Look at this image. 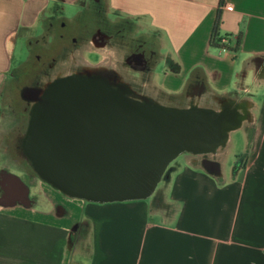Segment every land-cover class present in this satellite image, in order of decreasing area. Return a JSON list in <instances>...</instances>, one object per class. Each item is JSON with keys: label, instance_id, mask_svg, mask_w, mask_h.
<instances>
[{"label": "crops", "instance_id": "obj_1", "mask_svg": "<svg viewBox=\"0 0 264 264\" xmlns=\"http://www.w3.org/2000/svg\"><path fill=\"white\" fill-rule=\"evenodd\" d=\"M219 11L225 51L211 44ZM99 31L112 58L143 55L146 69L129 71L140 96L179 109L237 107L246 147L229 175L231 134L217 155L188 154L168 167L151 200L55 197L42 213L30 197L29 208L0 207V264H264V0H0V92L20 41L29 49L22 67L36 54L48 63L74 36L106 58L92 39ZM87 227L88 256L80 244Z\"/></svg>", "mask_w": 264, "mask_h": 264}, {"label": "water", "instance_id": "obj_2", "mask_svg": "<svg viewBox=\"0 0 264 264\" xmlns=\"http://www.w3.org/2000/svg\"><path fill=\"white\" fill-rule=\"evenodd\" d=\"M32 94L23 157L42 182L95 204L148 200L174 160L217 155L245 118L237 107L163 106L140 96L114 70L56 79ZM0 175L10 183L0 207H31L24 181L7 171Z\"/></svg>", "mask_w": 264, "mask_h": 264}, {"label": "rangeland", "instance_id": "obj_3", "mask_svg": "<svg viewBox=\"0 0 264 264\" xmlns=\"http://www.w3.org/2000/svg\"><path fill=\"white\" fill-rule=\"evenodd\" d=\"M65 18L68 21L72 20L73 12L69 10ZM68 21L64 20L63 24H67ZM63 24H61L59 27V33H61L62 31L64 32V30L66 29L62 27ZM37 33H39L38 35H40V31ZM69 33L75 34L73 31ZM58 36L59 34H56V36L54 37ZM48 39L50 45H57V43L53 42V38L51 39V37L49 36ZM73 41H78L77 36H74L69 39V42L72 45H70V48L66 53L62 51L63 53L55 56V58H57L55 63V69L52 70L49 75H43V72L47 67V62L44 64L42 63V59H39V61L35 60L37 59L38 54L35 55V59L32 64H27L22 67V63L26 60V55L29 52V49L27 47L26 42H24L23 40L20 41L12 64L13 72L11 74V78H9L10 80L6 82L5 86L0 92V169L8 171L9 173L20 177L24 181V183L30 188L31 199L35 202H38V207L36 208V211L42 213H45L50 210L51 201L52 199L55 200V197L57 198V201L59 203H63V201H65L85 204L86 201L68 198L57 190L53 189L48 184L42 182L23 157L22 152L20 150V144L21 139L27 129L31 106L27 103L26 100L23 99L21 90L25 86V84H27L28 86H34L37 83L42 84L43 82H50V78L52 79L56 76L57 73H61V71L65 70V66L67 64L70 63L67 66H72L75 61H78L80 65H83L85 62L88 63L89 61L88 67L86 68V66H84V69L86 71H90L92 67H95L94 65H92V63H90V61H95V59L89 56L88 53H82L81 50L78 49L77 46L81 44V42L73 44ZM35 46L36 44H34L33 54H35V51H37L38 49V47ZM91 47V44L88 43V45L86 46L87 51H90ZM54 49L56 50V48ZM92 49L94 50L95 48ZM100 50L107 54V57L105 54L107 60L105 59V63H102V57L98 56L97 60L100 62L99 64L104 65L105 68L106 66L110 67V65L115 64L116 73L120 76V80L122 82L130 84V70L128 67L123 66L124 57H120L117 55L116 58H112L113 54L111 49ZM49 52H51L50 48ZM72 57L74 58V60H72ZM14 70L19 71L15 73ZM67 70H71V67H69ZM16 75L19 76V80H17ZM184 106L185 105H176L174 103L166 104V107L171 108H184ZM212 109L217 111L219 107L214 105L212 106ZM231 138L232 149L231 151L228 150V152L224 154L223 157V159L226 161L224 170L228 175L232 172L233 162L236 160V156L242 155L246 147V140L243 132L235 131L231 133ZM186 156H188V154H183L179 156L170 164V166L185 161ZM162 185L163 183L161 182L157 190ZM148 200H151V198ZM3 211L4 210L0 208V212ZM84 232L86 234L81 239L82 241H80V244L84 247L85 255L88 256L90 254L89 228L87 227Z\"/></svg>", "mask_w": 264, "mask_h": 264}, {"label": "flooded vegetation", "instance_id": "obj_4", "mask_svg": "<svg viewBox=\"0 0 264 264\" xmlns=\"http://www.w3.org/2000/svg\"><path fill=\"white\" fill-rule=\"evenodd\" d=\"M93 42L95 43L96 46L101 47L100 49H106L107 48V37L106 35H104V33L102 32H96V34H94L92 36ZM77 41H74L73 44H77ZM88 45V43H81L79 44L77 47L78 49L81 50L82 53H88L89 56H91L93 59H95V61H90V63H92V65H94L95 67H92L90 71H86L84 69V66H86V68L88 67V63H84L83 65H80L78 63V61L72 65V66H67L69 64H67L65 66V70L61 71V73H57L55 77H53L52 79L50 78V82H43L42 84L37 83L34 86H28L27 84H25V86L22 88L21 93H22V97H25L26 99L31 101H27L28 104H30L31 106V110L34 107V102L32 101L33 98V94H32V89H36V88H44L46 87L49 83L55 81L56 79H61V78H65V77H70V76H75V77H93L95 75H99V74H103L106 75L109 72H111L113 69V66L110 65L106 66V68L104 67V65H100L99 61L97 60L98 56H101L100 54L97 53V51L94 49H91L90 51L86 49V46ZM68 51V49L64 50V53H66ZM102 57V56H101ZM73 58V57H72ZM102 63H105V61L107 60V58H102ZM106 59V60H105ZM57 58L53 57L51 58V60L47 63V67L45 68L43 75H46L55 69V63H56ZM74 60V58L72 59ZM73 62V61H72ZM83 63V62H82ZM123 66L128 67L129 70H133V71H143L146 69V62L144 60L143 55L138 51L135 52L133 54H130L127 58L123 59ZM69 67H71V70H67ZM91 67V66H90ZM101 70V71H100ZM26 90H28L29 92H27ZM192 107H196V106H192ZM230 108V107H229ZM224 109H228L224 108ZM223 109V110H224ZM2 171H6L1 169L0 172ZM10 183L7 180L5 175H0V199L2 198V194L3 192L9 188Z\"/></svg>", "mask_w": 264, "mask_h": 264}, {"label": "trees", "instance_id": "obj_5", "mask_svg": "<svg viewBox=\"0 0 264 264\" xmlns=\"http://www.w3.org/2000/svg\"><path fill=\"white\" fill-rule=\"evenodd\" d=\"M224 0H221V2H223ZM221 17H222V13L221 11L218 12L217 15V20L214 26V30H213V34H212V40H211V44L213 47H217L220 50H223L224 48H222L221 46H219L218 42L219 40V30H220V23H221ZM241 45V39L239 38L237 41V45H236V49H238Z\"/></svg>", "mask_w": 264, "mask_h": 264}, {"label": "built area", "instance_id": "obj_6", "mask_svg": "<svg viewBox=\"0 0 264 264\" xmlns=\"http://www.w3.org/2000/svg\"><path fill=\"white\" fill-rule=\"evenodd\" d=\"M231 7L232 6H230L229 4L225 5V8L226 9H231ZM219 40H220L218 42L219 46H221L222 48H224L223 49L224 51L227 50L228 48L226 46L229 45V38L228 37H225V38H222V39L219 38Z\"/></svg>", "mask_w": 264, "mask_h": 264}]
</instances>
